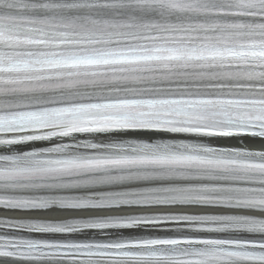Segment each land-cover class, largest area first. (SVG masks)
<instances>
[{"label": "snow or ice", "instance_id": "1", "mask_svg": "<svg viewBox=\"0 0 264 264\" xmlns=\"http://www.w3.org/2000/svg\"><path fill=\"white\" fill-rule=\"evenodd\" d=\"M245 138L264 0H0V264H264Z\"/></svg>", "mask_w": 264, "mask_h": 264}, {"label": "bare ground", "instance_id": "2", "mask_svg": "<svg viewBox=\"0 0 264 264\" xmlns=\"http://www.w3.org/2000/svg\"><path fill=\"white\" fill-rule=\"evenodd\" d=\"M230 143H231V146L242 147L244 145L252 150H257V151L264 150V142L262 141L244 139L242 141L233 140ZM4 212H6V210H4ZM4 212H0V218H4ZM81 238H84V237H81Z\"/></svg>", "mask_w": 264, "mask_h": 264}]
</instances>
